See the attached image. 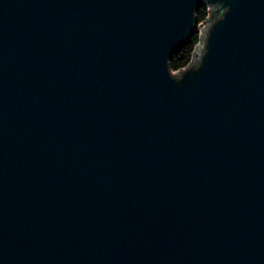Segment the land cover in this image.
Returning <instances> with one entry per match:
<instances>
[{
	"label": "water",
	"instance_id": "95a60500",
	"mask_svg": "<svg viewBox=\"0 0 264 264\" xmlns=\"http://www.w3.org/2000/svg\"><path fill=\"white\" fill-rule=\"evenodd\" d=\"M0 264H264V0H0Z\"/></svg>",
	"mask_w": 264,
	"mask_h": 264
},
{
	"label": "trees",
	"instance_id": "16d2710c",
	"mask_svg": "<svg viewBox=\"0 0 264 264\" xmlns=\"http://www.w3.org/2000/svg\"><path fill=\"white\" fill-rule=\"evenodd\" d=\"M196 16L198 21H202L207 16V8L201 5L196 12ZM198 41V34L195 33L186 44L170 57L168 66L172 71H177L189 63Z\"/></svg>",
	"mask_w": 264,
	"mask_h": 264
},
{
	"label": "built area",
	"instance_id": "2783aa9c",
	"mask_svg": "<svg viewBox=\"0 0 264 264\" xmlns=\"http://www.w3.org/2000/svg\"><path fill=\"white\" fill-rule=\"evenodd\" d=\"M207 15H208V12H207ZM205 19V18H204ZM204 19L202 20V21H198L197 22V29H198V39H199V41H200V29L198 28V24L201 22L202 24H205V21H204ZM199 41H198V43H199ZM197 43V44H198ZM191 60V59H190Z\"/></svg>",
	"mask_w": 264,
	"mask_h": 264
}]
</instances>
